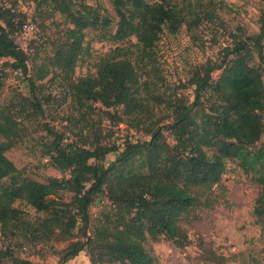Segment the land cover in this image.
Segmentation results:
<instances>
[{"label":"trees","instance_id":"trees-1","mask_svg":"<svg viewBox=\"0 0 264 264\" xmlns=\"http://www.w3.org/2000/svg\"><path fill=\"white\" fill-rule=\"evenodd\" d=\"M34 1V11L51 3L70 25L64 30V39L38 65L36 76H27L26 52L14 40L27 22L26 13L17 10L14 3L9 7L0 3V58H10V65L30 87L28 96L19 93L15 102L0 110V230L14 234L23 229L34 238H49L55 227L66 237L77 228L84 239L70 241L61 250L58 264H66L82 250L87 252L89 264H160L146 243L160 238L180 248L191 243L181 223L197 205H211L213 185L220 182L224 171L223 156L208 151L218 140H231L234 149L226 157L251 172L260 187L254 215L262 222L264 234V142L256 145L264 132V76L259 64H251L254 54L264 62V10L257 33L223 47L218 63L206 64L193 73L188 85L193 87L194 100L186 104L177 97L173 104L155 92L159 87V77L152 73L156 43L163 28L175 33L182 24L193 30L202 21H211L212 0H110L117 17L111 38L119 41L133 36L135 42L116 46L102 56L96 74L76 78L74 68L83 49L85 30L107 28L110 17L89 4L76 7L72 0ZM50 68L67 82L72 109H90L97 102L112 108L115 112L107 113L120 121L116 110L121 108L133 127L140 128L147 138L125 139L119 148L115 143H102L105 135L94 130L88 142L90 135H82V130L88 129L89 134L91 125L84 119V111L80 115L85 121L79 133L81 143H64L62 132L48 128L52 136L46 150L49 162L60 171L70 170V177H50L41 182L22 176L5 152L19 136L22 114L42 113L35 79L47 76ZM214 70H220L216 80ZM207 92L215 96L208 112L197 108ZM162 104L173 107V120L168 124L155 117L154 108ZM165 131L174 139L173 145L166 142ZM113 152L117 153L114 160L104 165L106 155ZM133 158H142L143 171L126 172ZM64 189L73 192V200L59 207L54 196ZM98 195H104L101 201L106 203L87 234L88 207ZM17 200L45 217L36 226L28 225L22 210L14 205ZM26 243L21 242V250L30 248ZM212 260L226 264L223 257ZM0 264L34 262L17 255L11 246H0Z\"/></svg>","mask_w":264,"mask_h":264},{"label":"rangeland","instance_id":"rangeland-1","mask_svg":"<svg viewBox=\"0 0 264 264\" xmlns=\"http://www.w3.org/2000/svg\"><path fill=\"white\" fill-rule=\"evenodd\" d=\"M214 16L211 21L204 20L198 27L188 30L182 24L175 33H170L166 28L160 34L155 47V73L159 77V87L156 93H161L174 104L177 97L182 102L190 104L194 100L193 87L188 81L194 72L206 64L218 63L221 60L223 42L229 37V44H235L259 31L260 16L264 10V0H212ZM222 1V4H219ZM14 3L17 10L26 12L27 20L33 22V29L27 34L18 37L14 35L16 43L27 55V76H36L38 65L51 50L64 39L63 33L67 26L65 16L54 10L53 5L44 3L34 11V0H8ZM74 5L85 3L98 9L101 14L110 17V24L105 29L85 30L82 52L78 57L73 76L96 74V64L99 59L110 53L116 46L126 47L135 42L132 36L129 39L113 40L111 34L115 31L117 17L110 0H72ZM251 64L260 65L264 76V62L253 56ZM10 58H0V110L16 101V96L21 93L30 94L28 81L10 63ZM42 79H35V92L42 100L43 111L35 114L29 111L18 119L19 136L14 145L5 152V155L20 170L24 177L46 182L50 177L69 178L70 170L60 171L49 162L46 153L47 144L52 139L48 132L49 127H54L63 134V142H79L83 137L80 129L85 123L80 115L85 111L84 119L91 125L82 130V135H90L98 130L105 137L102 143L111 145L117 139L141 140L142 130L133 127L130 118L122 113L121 108L116 110L121 120L111 118L107 112H115L112 108H105L100 103H93L92 108L77 111L70 106L71 96L67 82L58 75L55 69ZM151 73V76L153 75ZM55 74V75H54ZM220 70H214L213 80H216ZM152 79V78H151ZM215 100L211 92L205 93L197 108L208 112L210 102ZM28 110H30L28 108ZM155 117L168 124L173 120V107L159 105L154 108ZM264 117V113H263ZM67 118V119H66ZM79 119V122L76 120ZM166 142L174 144V139L164 132ZM264 142V132L256 145ZM231 140H218L216 145L208 151L209 154L217 152L223 156L224 171L220 182L213 185L211 205L201 203L197 205L182 221L191 243L185 247H177L171 241L160 238L156 241L149 240L146 247L158 258L160 264H215L214 261L223 257L226 264H264V234L262 222L254 215L256 198L260 187L254 180L251 172H246L238 161L227 158L226 153L234 149ZM116 152L108 153L104 165L114 160ZM142 158H133L126 165V172H140L144 170ZM53 197V196H52ZM59 207L73 200V192L60 190L54 196ZM104 195L94 198L88 207L89 223L86 229L89 234L96 223L99 211L105 206ZM22 210L23 219L30 226H36L44 217L43 212L36 211L24 201L14 203ZM80 225V224H79ZM27 226V225H25ZM28 227V226H27ZM31 237V238H30ZM84 239L81 231L73 230L71 237L61 235V229L55 227L49 238H34L28 230H19L14 234L0 230V246H11L14 252L22 257L31 259L34 264H58L61 250L74 239ZM30 246L29 254L21 250V242ZM88 258L87 252L82 250ZM79 252V253H80ZM82 253V256L83 254ZM84 261L85 259L82 258ZM84 264H87L85 262Z\"/></svg>","mask_w":264,"mask_h":264},{"label":"built area","instance_id":"built-area-1","mask_svg":"<svg viewBox=\"0 0 264 264\" xmlns=\"http://www.w3.org/2000/svg\"><path fill=\"white\" fill-rule=\"evenodd\" d=\"M0 3L3 4L6 7H9L10 6V3L8 2V0H0ZM32 29H33V22L30 19H28L27 22L23 25L21 31L17 32L15 35H17L18 37H21V36L27 34L28 32H30ZM228 40H229V37H227V41L226 42H223V47L229 45V41L230 40L229 41ZM124 142H125V140H123V139H117L115 141V144L119 148H122L124 146ZM22 252H24L25 254H29L30 253V250L27 247H23L22 248Z\"/></svg>","mask_w":264,"mask_h":264},{"label":"crops","instance_id":"crops-1","mask_svg":"<svg viewBox=\"0 0 264 264\" xmlns=\"http://www.w3.org/2000/svg\"><path fill=\"white\" fill-rule=\"evenodd\" d=\"M82 253H84V252L78 253V255H76L75 257L68 260L66 262V264H84L85 262H87V264H89V260H88L87 256L85 255V253L82 256ZM82 258H84L85 260L83 261Z\"/></svg>","mask_w":264,"mask_h":264}]
</instances>
